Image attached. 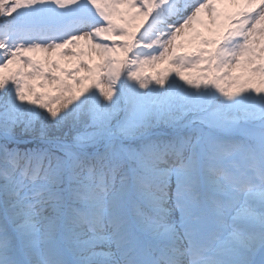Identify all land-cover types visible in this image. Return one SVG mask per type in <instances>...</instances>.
Masks as SVG:
<instances>
[{"label": "snow or ice", "instance_id": "obj_1", "mask_svg": "<svg viewBox=\"0 0 264 264\" xmlns=\"http://www.w3.org/2000/svg\"><path fill=\"white\" fill-rule=\"evenodd\" d=\"M0 264H264V0H0Z\"/></svg>", "mask_w": 264, "mask_h": 264}]
</instances>
